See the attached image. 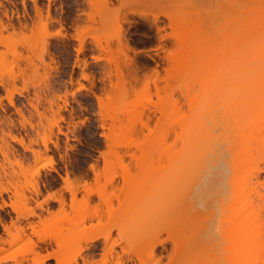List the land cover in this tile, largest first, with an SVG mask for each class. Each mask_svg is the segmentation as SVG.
Returning <instances> with one entry per match:
<instances>
[{
  "label": "rangeland",
  "instance_id": "374dc122",
  "mask_svg": "<svg viewBox=\"0 0 264 264\" xmlns=\"http://www.w3.org/2000/svg\"><path fill=\"white\" fill-rule=\"evenodd\" d=\"M36 1L43 16L49 11L46 30L31 29L32 0H0V19L8 25L0 35V187L5 189H0V264H36L30 260L34 252L49 254L43 264H67L75 253L70 264H228L245 250L252 253L253 237L264 231V203L243 199L257 193L264 199V161L256 165L257 175L253 172L254 190L230 187L233 152L223 141L235 139L238 130L223 121L221 101L199 78H209L205 74L220 63L223 75H235L236 55L264 45V0L167 2L178 16L188 14L190 6L193 17L181 13L187 19L183 23L200 29L179 33L204 29L207 42L187 73L167 80L166 105L183 106L177 115L157 110L162 101L150 70L159 71L157 85L167 84L165 54L176 49L172 35L181 27L170 29L169 20L160 16L157 31L129 14L131 20L121 24L128 47L121 50L113 34L120 17L115 8L97 4L92 9L96 22L88 23L82 20L86 0ZM57 21L63 24L61 36L55 33ZM24 24L23 32L9 38L12 26L19 30ZM77 29L84 37L80 51ZM106 37L115 39L108 48ZM95 39L108 52L97 49ZM115 59L128 62L121 63L128 69L118 63L125 75L115 74L113 63H107ZM130 69L138 73L131 75ZM185 84L198 99L193 110L180 94ZM186 121L201 123L199 146L191 143ZM182 132L188 134L189 152L194 146L193 152H199L197 147L208 155L199 170L167 163V157L182 153L177 140ZM144 148L149 152L144 154ZM60 196L63 203L57 202ZM259 207L254 228L230 242L231 223ZM91 234L99 237L87 243ZM255 260L250 254L246 262Z\"/></svg>",
  "mask_w": 264,
  "mask_h": 264
},
{
  "label": "bare ground",
  "instance_id": "6f19581e",
  "mask_svg": "<svg viewBox=\"0 0 264 264\" xmlns=\"http://www.w3.org/2000/svg\"><path fill=\"white\" fill-rule=\"evenodd\" d=\"M32 2H33V8H34V12H35V20L33 21L32 25H31V29L36 28V27H40L43 30H46L47 24L49 23L50 18H51L49 15V11L47 10L45 16H43L42 9L38 5L37 1L32 0ZM86 2H87L86 7H88L87 8L88 11L82 12L85 15L84 19H82V20H84L85 22H88V23H95L96 22V18L92 13V9H94V7L99 3L101 5H103L105 8L109 9V7L111 6L117 10L120 17H119V21H117L118 26L114 30V33H113L114 35L116 34L114 36V38H116V40L113 38H111V39L115 40L117 47H120L121 50L123 49L122 48L123 46L128 47V39L126 37L127 35L124 34L126 31L125 30L123 31V28H121V26H122L121 24H122V22H125L127 19L129 20L131 18L130 16H128L129 14H136L139 17H141L142 20L149 21L151 24H153L156 27L157 31L160 30V25L158 24V22L160 21V19H159L160 16H163L166 18V20L167 19L169 20L168 23L170 24L169 25L170 29L173 28L174 26H175L174 28H176V29L178 27H181V29H184V27H186L184 29L185 31L181 30V29L176 30L177 33H176V31H174V33H176V34H178L179 31H180V33H181V31H183L182 33L185 32L186 34H187V32H189L186 30L189 28V26H188V28L186 26L187 25L186 24L187 19L183 15H185L188 19L190 18V17H188L190 15H192V17H193V12L190 9V6L187 8L188 10L185 9L186 11H189L188 14H186V12H184V13L181 12V13H183V15L180 13V15L178 16L179 13L176 10H172L168 6H166V4H167V2H169V0H98V1L97 0H86ZM187 2L190 5L189 0L184 2L183 5H186ZM22 5H24V2H22ZM183 5H181V6H183ZM181 6H179V7H181ZM186 6H188V5H186ZM89 9H91V10L89 11ZM178 9H180V8H178ZM191 12H192V14H191ZM4 15L6 16L7 13L4 12ZM128 17H130V18H128ZM183 22H185L186 25ZM57 23H58V26L60 28L55 33L57 35H60L61 34L60 30L62 29L63 24L60 21H57ZM191 27L189 29L192 32H194L193 30H196L195 28H197V27H195V25H193L194 29H191ZM11 28H12L11 32L10 31L8 32L9 38H12V36L15 34L17 35V34L23 32V30L25 28H27V25L26 24L22 25L19 30H15L13 26ZM197 29H200V28H197ZM3 31H6V32L8 31V25L6 23L2 22L0 19V35H2L1 33H3ZM191 31H190V33H191ZM77 32L75 33L76 37L74 35V38L77 40V42L79 44V47L77 48L78 50H76V51H80L79 49L84 47L82 45L84 37H83L82 30L80 32L78 30ZM198 32L196 33V31H195L196 34L192 33L193 35L189 33L187 36L184 35L185 33L183 35L179 33L180 35L183 36V40H181L182 38L180 39V37H179L180 35L179 36L176 34L172 35V38H175L176 42L178 41L177 42L178 44H176V49L174 48L175 46H173L172 49H174V51L172 50L173 51L172 53L170 50V51H167L165 54V57H166V55L169 54L168 58H166V59H168L167 62L169 63L168 64L169 67H167V69L165 67V69H164L165 71L163 74L164 75L163 78H165L166 81L170 80V79H176V78L182 76V74L187 73L188 70H190V68H191L190 66H192L194 64V62L199 57L203 56L205 49L207 47L204 45V44H207V42L204 43L205 30L204 29L199 30ZM167 35L169 36L168 33L167 34L165 33V36H167ZM208 35H206L207 38H208ZM177 36L179 37L180 40H177ZM184 36H186V38H184ZM162 37H164V36H162ZM108 38H110V36ZM108 38L106 37L104 40V44L106 45L107 48H108L107 44L110 43V41H111V39L107 40ZM159 38L161 39V37H159ZM263 39H264V35H263ZM95 42H94L95 46L97 45L96 48L98 47L97 49H99V48H101V50L107 49V48L103 47L104 45L100 43V40H96ZM118 44H119V46H118ZM120 48L117 50H120ZM109 50H110V47H109ZM240 50H242V49H240ZM252 51H253V48H252ZM105 52H108V49ZM248 52H249V55H247V52L246 51L244 52V49H243L240 57H238L236 55L235 60L238 63V67H237V72L235 73V75H229V74L223 75V71L221 68L224 67V63H220L219 65H216V67L211 69V71L208 72L209 74L208 73L205 74L206 76L207 75L210 76L209 78L204 77V75H202L199 78L200 85L203 81V83H202V84H204V86L202 85L203 87H206L205 86L206 82H209L210 87H209V85H208V87L211 89H208V87H207V92L209 90L208 94L211 95V93H212L214 95V97L212 96V98L214 100L217 99L218 102L221 101V105H222L221 107L223 108V121L230 123V125L233 128L238 130L236 133L237 135L235 134L236 137L234 136L235 139H230V138H228L229 137L228 136L226 140H224V141L222 140V141L227 146L226 149L227 150L229 149L230 152H233L231 154L232 155L231 156V168L229 171V178H228L230 187H232L234 190H236V189L242 190L243 192H247L249 190H254V188L252 187V178H253V174H254L253 172H255L257 175L258 168L256 167V165L258 164V162L260 160L264 161V45L263 46L257 45V47L254 48L253 52H251V51H248ZM109 53H112V51L111 52L109 51ZM16 54L17 53H15V56L17 57V59L21 58L19 54H17V55H19V57ZM120 54H122V51ZM237 54L239 55V52ZM109 59H112V57L109 56ZM110 61H112V62H107V63L108 64L113 63V65L112 64L111 65H112V67L114 66V68H115V70H114V68H113V70L117 72V73L115 72V74H118L119 76L125 75L124 72L120 71L121 70L120 67L123 64L122 62H125V63L127 62V61H125V59H123L122 62L116 61V59L114 61L113 60H110ZM118 63H120V64L122 63V64L120 65ZM127 65H128V62H127ZM127 65H122L123 67H121V68H124V66L127 69L131 68V67H128ZM131 66H133V65H131ZM132 69H133V67H132ZM132 69H130L132 72L131 75L133 73H138L135 71L133 72ZM231 70H232V68H231ZM122 71H123V69H122ZM128 72H129V70H128ZM150 72L152 73L151 77L153 76L152 77L153 78V85L155 87L156 95L162 101L159 104V106L157 107V110L162 114L166 113L164 115H167L168 112H171V113L174 112L175 115L180 113L182 110V107H183L181 104L170 103L171 105H168L169 103H167V105H166V99L168 96L167 93L169 91V88H168L169 87L168 86L169 81H167V84L160 87L159 85H157L158 79H160L159 71L156 69V67H154V68H152V71L150 70ZM122 73H123V75H122ZM133 75H135V74H133ZM11 78L13 80L15 77L14 78L11 77ZM205 79L206 80L208 79V80L206 81ZM210 81H212V82L210 83ZM185 85L183 88L180 87V94H181L182 98L184 99V103L186 104V106L189 109L193 110L194 106L197 104L198 99H197V101L194 99L195 98V97H193L194 93L191 92L192 88L191 87L187 88V85L186 86ZM202 86L200 87V89H202V90L205 89V88H202ZM11 93L12 92L9 93L10 95L8 98H10L12 96ZM8 100L10 102L11 98ZM10 103L12 104V100ZM188 120H189V117H188ZM186 122H188V121H186ZM187 125H188L187 128H189V131L191 132L190 133L191 138H192L191 143L194 142L193 144H196V146L197 145L199 146L200 144H198V142L202 141V140L199 139V137H197V136L201 135L199 133V131H202L200 128V127H202L201 123L189 121L187 123ZM140 126L146 127L147 125H146V123H141ZM134 128H135V126L130 127V129H133V130H134ZM182 134L183 135L181 136V133H179V135L177 134L178 138L176 137L177 140H179V141L181 140V142H182V143H180L183 146L182 147L180 145V147L182 149L180 151H182V153L178 151L177 152L178 154L175 155L176 157L175 156L174 157L170 156V158L167 157V159H168L167 163L172 165V166H176L180 170H183V171L188 170L191 166L193 168L195 167L196 169H198L199 166L202 164L201 161H204L203 159H205V155H206V157H208V155L205 154L204 151L202 152V150H201V152H200V150H197V147H196V151H199V152H195V151L193 152L194 146H192V150H191V152H189L190 147L188 145V142L190 140L187 139L188 134H185L186 137H185L183 132H182ZM10 137L14 138V136H10ZM185 139L188 140L187 144H185V142H186ZM212 141H214V140H212ZM212 141H210V144L208 143L209 145H207V143H206V146L212 145L213 144ZM235 141H237V142H235ZM162 143H164V142H162ZM159 144L160 143H158L157 146H159ZM203 146L204 145H202V147ZM202 147H201V149H203ZM205 149H209V148L206 147ZM144 150L145 151H143V153L149 152L145 148H144ZM231 150H233V151H231ZM206 151L208 153V150H206ZM208 154H210V153H208ZM203 155H204V158H203ZM35 173L38 174V168L36 169ZM0 189L5 191L4 188L2 189L0 187ZM37 192H38V190H37ZM73 196H74L73 193H71V199L72 200H73V198H72ZM58 199H57L58 200L57 202H60V203L64 202V200L61 196H60V198L58 197ZM243 203H264V199L260 193H257L255 198H253L252 196L250 197L248 195L245 196V198L243 199ZM259 209H260V207L258 208L257 212L254 211L250 216H244L243 215V217L241 216L242 218H240L241 220H238V221L234 220L231 223L232 226L230 228V233H229V237H228L230 242H233L238 237L245 236V234H247L248 232H250L254 228L255 224L258 222V220L260 218V213H259L260 210ZM98 237H99V235L91 234L85 238V241L87 243H89L91 241L96 240ZM101 237L104 240L106 239V236H101ZM253 244H254V251L252 253H250L248 250H245L240 255L241 256L240 259H237V257L233 256L230 259L228 264H248L246 261L250 258V254L252 256H254L256 258V260L249 263V264H264V231L259 230L255 234V236L253 237ZM75 254H73L69 258L67 264H70L72 262L74 263L76 261ZM48 257H49V254H39L37 252H34V254L30 258V260L32 261V263L43 264L44 260ZM1 262L2 261L0 260V263Z\"/></svg>",
  "mask_w": 264,
  "mask_h": 264
}]
</instances>
